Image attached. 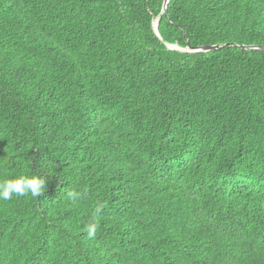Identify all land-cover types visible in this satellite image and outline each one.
Here are the masks:
<instances>
[{
	"label": "trees",
	"instance_id": "trees-1",
	"mask_svg": "<svg viewBox=\"0 0 264 264\" xmlns=\"http://www.w3.org/2000/svg\"><path fill=\"white\" fill-rule=\"evenodd\" d=\"M164 1L0 0V264H264V0Z\"/></svg>",
	"mask_w": 264,
	"mask_h": 264
},
{
	"label": "clouds",
	"instance_id": "clouds-1",
	"mask_svg": "<svg viewBox=\"0 0 264 264\" xmlns=\"http://www.w3.org/2000/svg\"><path fill=\"white\" fill-rule=\"evenodd\" d=\"M46 189V178L40 175H23L15 179H0V200L9 201L13 196L31 195L33 198L41 196ZM69 197L75 199L76 192H69ZM100 209H97L99 212ZM97 221L94 217L92 222L87 225V235L94 237L97 230Z\"/></svg>",
	"mask_w": 264,
	"mask_h": 264
},
{
	"label": "water",
	"instance_id": "water-1",
	"mask_svg": "<svg viewBox=\"0 0 264 264\" xmlns=\"http://www.w3.org/2000/svg\"><path fill=\"white\" fill-rule=\"evenodd\" d=\"M166 5H167V0H165L163 2L161 13L166 9ZM158 20H159V17L157 16L156 19L152 23V30H153V33L158 38H160L159 34H158V31H157ZM167 47L169 49H174V50H177V51H180V52L196 53V52H208V51L216 50V49H219V48H221L223 46L222 45H211V46H202V47H198V48H180L177 45L167 44ZM240 48L248 49V50H264V46H258L257 47V46H244V45H241Z\"/></svg>",
	"mask_w": 264,
	"mask_h": 264
}]
</instances>
